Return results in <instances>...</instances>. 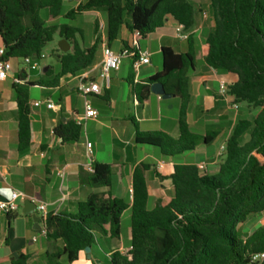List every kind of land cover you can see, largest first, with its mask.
<instances>
[{"label":"trees","instance_id":"1","mask_svg":"<svg viewBox=\"0 0 264 264\" xmlns=\"http://www.w3.org/2000/svg\"><path fill=\"white\" fill-rule=\"evenodd\" d=\"M207 2L214 27L202 46L204 62L218 72L237 75L238 82L228 86V94L257 114L235 124L216 174H202L193 164L154 169L159 180L172 182L173 192L152 210L148 209L146 184L151 165L140 164L133 175L131 203L111 194L93 193L86 202L79 203L75 214L48 213L46 239L50 243L60 241L63 246L48 255L47 264H64L63 259L73 264L87 248L97 245V234L120 240L122 218L129 209L131 249L126 255L113 253L112 264H253L252 255L264 252V227L255 229L252 221L264 213V0ZM88 11L104 13L108 46L119 38L124 26L131 34L139 32L137 41H141L163 28L169 18L192 32L198 14L192 0H86L67 13L64 0H0L4 60L31 58L40 62L56 34L72 48L67 53L55 51L60 69L53 77L49 68L44 74L47 79L25 82L26 75L22 74L18 83H13L20 151L26 150L31 141L30 89L55 88L61 78L80 75L96 61L103 44L98 23L94 43L86 48L78 41L85 38L82 28L54 23L59 19L75 21ZM196 45V35L190 33L186 52L163 48L162 70L133 87L141 104L157 83L180 100L177 139L162 132L136 131L137 144L159 148L167 157L192 152L200 141L211 144L219 135L211 132L201 137L188 123L190 72L197 65ZM55 134L63 143H71L78 142L83 132L70 121L57 127ZM93 168L94 173L81 177L82 184L111 187V166L94 163ZM249 224L252 226L247 229ZM240 226L247 231L253 229L252 233L242 234ZM10 264H29V257L20 253Z\"/></svg>","mask_w":264,"mask_h":264},{"label":"crops","instance_id":"2","mask_svg":"<svg viewBox=\"0 0 264 264\" xmlns=\"http://www.w3.org/2000/svg\"><path fill=\"white\" fill-rule=\"evenodd\" d=\"M85 1L64 0V5H68L67 10L64 8V13ZM202 15L203 21L199 22L197 16L194 30L188 31L189 34L194 33L197 39V65L190 72L191 102L188 123L191 130L201 137L211 132H219L214 142L205 144L200 141L194 151L175 157L164 156L159 148L136 143L137 130L143 133L162 132L173 139L180 136L178 124L180 100L175 97L163 100L151 92L147 101L141 104L137 101L133 87L162 70L163 48L168 47L177 53H184L188 48L187 40L183 41L177 37L178 24L171 18L163 28L151 34L152 37L138 41L137 44H134L133 34L124 26L119 38L109 47L115 52L125 48L148 51L151 63L135 72L134 60L125 59L120 70L112 71L109 80H104L100 76V71L102 47L104 44L107 45L105 15L101 11H88L78 16L73 26L82 28L84 33L87 24L92 26V38L86 42L85 34L83 41L78 39L81 46L86 48L93 45L96 37L95 25L99 24L103 44L96 61L89 70L80 75L61 78L55 88L34 86L45 91L41 100H35L30 89L31 141L24 151L19 150V118L13 83L22 74L26 75L25 82L36 83L47 79L44 74L49 68L52 71L51 78L59 72L60 67L55 70L52 66L42 65L40 61V68L32 73L20 65V60H12V71L5 81H0V194L8 195L3 190L16 192L24 195L25 200L30 199L37 205L46 204L48 213L66 215L75 214L79 203L86 202L93 193L111 194L131 203L134 171L138 165L146 164L151 165L146 173V184L148 209L152 210L173 192L170 180L161 181L155 175L160 163L164 162V168L178 164L197 166L205 163L208 170L206 174H216L221 163V159L218 158L219 149L227 143L233 127L239 119L246 117V114L240 111L242 104H238L237 111L232 108L235 102L233 97L219 95L220 83L226 82L228 86H232L238 82V76L213 70L204 62L202 46L214 27V20L212 26L205 24L210 19L208 13L203 12ZM59 20L54 23H64ZM171 22L174 28L169 29L168 25ZM1 48L4 46L0 38ZM80 76H87L89 80L101 86V95L91 98L99 117L86 123L78 142L63 143L55 134L56 128L70 121L75 122V119L84 113V99L77 92ZM45 101H53L56 109H48L45 104L35 106L36 103ZM87 143L93 145L92 156L87 154ZM94 163L111 166L113 174L111 187L92 188L82 184L81 177L89 173L88 168ZM24 201H18L19 210L14 214L7 215L0 211V264H10L20 253L29 257V264H47L48 255L63 246L60 241L48 242L40 231L34 229L32 217L23 214ZM37 213L41 218L42 214L38 211ZM40 225L43 228V223ZM96 237L97 248L91 249L90 259L100 260L101 245L98 239H105L112 245L107 254L110 262L113 253L126 255L131 249V229L128 245L120 240L103 238L99 234ZM83 256L85 252L81 253L79 260Z\"/></svg>","mask_w":264,"mask_h":264},{"label":"built area","instance_id":"3","mask_svg":"<svg viewBox=\"0 0 264 264\" xmlns=\"http://www.w3.org/2000/svg\"><path fill=\"white\" fill-rule=\"evenodd\" d=\"M206 17V15H204ZM176 35L180 40H188L190 34L185 30L184 26L178 25L176 28ZM135 42L138 43V38L140 37L139 32L133 34ZM5 48L0 49V81H5L8 78L9 73L12 71V60H4ZM151 55L148 51H140L136 48H125L120 52L113 51L108 45L104 44L102 47V64H101V78L104 80H109L110 73L112 71L120 70L123 61L125 59H133V69L138 72L141 67L149 65L151 63ZM45 56L42 55V60ZM29 71H36L40 68V62H36L31 58L20 59ZM18 83V80H15ZM77 92L84 99V113L75 119V123L84 128L89 120H96L99 117V112L93 107L91 98L93 96L101 95V86L99 83L89 80L87 76H80L77 84ZM219 95L221 97H229L228 94V84L226 82L220 83ZM232 97V96H231ZM234 98V97H233ZM45 104L48 109H56V105L53 101L38 102L35 106H41ZM234 110H238L239 106L236 102L232 104ZM87 154L92 156L93 145L87 143ZM226 152V144L222 145L218 152V158L222 159ZM165 166L164 162L160 163L157 169L161 170ZM199 171L202 174L207 173V165L205 163L197 165ZM89 173H94L93 165L88 168ZM132 195V190H131ZM2 199H0V211L10 215L14 214L19 210L18 201H24L25 196L18 194L16 192H11V197L9 195L0 194ZM37 211L42 214L41 219L46 220L48 215V207L46 204L37 205ZM41 235L46 237V226L40 230ZM251 262L253 264H261L264 262V252L252 255Z\"/></svg>","mask_w":264,"mask_h":264},{"label":"rangeland","instance_id":"4","mask_svg":"<svg viewBox=\"0 0 264 264\" xmlns=\"http://www.w3.org/2000/svg\"><path fill=\"white\" fill-rule=\"evenodd\" d=\"M192 1L194 2L195 6L198 10L197 16H198L199 22L203 21L202 13L205 12V13H208V16L210 19V21H207V23H205V24H211L210 26H212L213 25V19H212V15H211L210 6H209V3L207 2V0H192ZM64 8H65V10H67L68 5L65 4ZM44 14L45 13L43 12L42 13L43 17H44ZM59 21L70 24V25H73L77 22V20L74 21V23H73V22L67 21L65 19H62ZM49 23H51V22H49ZM168 27H169V29H172V28H174V24L171 22L168 25ZM85 30H86L85 34H86V42H87L88 39L93 37L92 26L87 24ZM150 37H152V35H150ZM60 41H61V39H60L59 35L56 34L54 37V42L49 44L44 50L45 59L42 60V63H41L42 65L52 66L55 68V70L59 69V64L57 61L58 59L56 58L57 55H55V51H56V49H59V42ZM79 41H80V39H79ZM19 63L22 67H25V69L28 70V67H26L22 61H20ZM31 90L33 93V98H35V100H41V98L44 96L43 94L45 91L42 90L40 87H32ZM241 107L242 108L240 109V111H244L246 114V117H248L249 119H252L257 114L256 110H254L252 107L246 106V104H242ZM144 128H146V127H144ZM207 172H208V170H207ZM130 217H131V211H127L125 213V216H124L123 221H122V236L120 238V241L126 245H128V243H129V236H130V229H131ZM252 221L254 222L255 229L257 227H264V214H261L260 216H254ZM250 226H252V224L247 225L246 228L248 229ZM246 228H243V229L240 228V229H242L241 230L242 234H250L252 232L251 230L247 231ZM98 243L101 245V251H100L101 256H100L99 261L96 260L95 258L89 259L88 254L85 253V256H83L82 259L74 262L73 264H111V262L109 261V259L107 257V254L109 253L110 247L112 245L109 244L105 239H103V240L98 239ZM95 248H97V247H95ZM65 261H66L65 259L62 260V262H64V264H66Z\"/></svg>","mask_w":264,"mask_h":264},{"label":"water","instance_id":"5","mask_svg":"<svg viewBox=\"0 0 264 264\" xmlns=\"http://www.w3.org/2000/svg\"><path fill=\"white\" fill-rule=\"evenodd\" d=\"M59 50L63 53H67L71 50V46L69 45V43L66 40L62 39L59 42ZM151 92L156 96H160L163 100H171L172 98H174L173 95L166 93L165 88H164L163 84H161V83L154 84L151 87ZM23 214L32 217L34 224H35V227H34L35 230H38V231L41 230L42 227H41L40 223H43V227L45 226V221L42 220L38 216L37 204L34 203L33 201H31L30 199H26L24 201ZM85 253L88 254V258L90 259L91 258V255H90L91 248H87L85 250Z\"/></svg>","mask_w":264,"mask_h":264},{"label":"clouds","instance_id":"6","mask_svg":"<svg viewBox=\"0 0 264 264\" xmlns=\"http://www.w3.org/2000/svg\"><path fill=\"white\" fill-rule=\"evenodd\" d=\"M6 194H8L11 197V192L9 190H3Z\"/></svg>","mask_w":264,"mask_h":264}]
</instances>
